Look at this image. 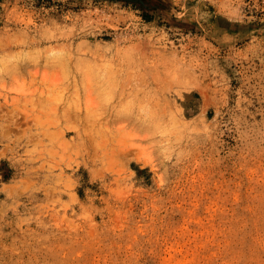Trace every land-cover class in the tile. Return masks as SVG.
I'll return each mask as SVG.
<instances>
[{"label":"rangeland","instance_id":"1","mask_svg":"<svg viewBox=\"0 0 264 264\" xmlns=\"http://www.w3.org/2000/svg\"><path fill=\"white\" fill-rule=\"evenodd\" d=\"M0 264H264V0H0Z\"/></svg>","mask_w":264,"mask_h":264}]
</instances>
